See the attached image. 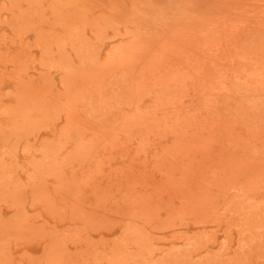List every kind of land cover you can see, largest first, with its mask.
I'll use <instances>...</instances> for the list:
<instances>
[{
  "label": "rangeland",
  "instance_id": "374dc122",
  "mask_svg": "<svg viewBox=\"0 0 264 264\" xmlns=\"http://www.w3.org/2000/svg\"><path fill=\"white\" fill-rule=\"evenodd\" d=\"M0 264H264V0H0Z\"/></svg>",
  "mask_w": 264,
  "mask_h": 264
}]
</instances>
